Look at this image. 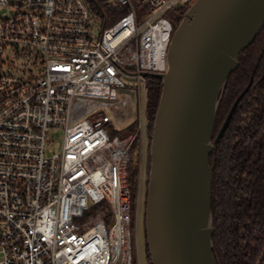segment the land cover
<instances>
[{"label":"built area","instance_id":"obj_1","mask_svg":"<svg viewBox=\"0 0 264 264\" xmlns=\"http://www.w3.org/2000/svg\"><path fill=\"white\" fill-rule=\"evenodd\" d=\"M139 2L141 25L132 0H0V264H140L128 182L147 127L140 73L167 70L166 13L195 1Z\"/></svg>","mask_w":264,"mask_h":264},{"label":"water","instance_id":"obj_2","mask_svg":"<svg viewBox=\"0 0 264 264\" xmlns=\"http://www.w3.org/2000/svg\"><path fill=\"white\" fill-rule=\"evenodd\" d=\"M175 28L149 148L145 231L152 264H216L209 165L219 99L264 26V0H194ZM238 101L224 121L220 139Z\"/></svg>","mask_w":264,"mask_h":264},{"label":"trees","instance_id":"obj_3","mask_svg":"<svg viewBox=\"0 0 264 264\" xmlns=\"http://www.w3.org/2000/svg\"><path fill=\"white\" fill-rule=\"evenodd\" d=\"M190 6L177 11V24ZM238 61L219 99L211 137L213 257L216 264H264V26ZM161 90V79L146 78L149 148ZM147 155L148 181L149 151ZM128 171L129 186H134L138 171L132 162Z\"/></svg>","mask_w":264,"mask_h":264},{"label":"rangeland","instance_id":"obj_4","mask_svg":"<svg viewBox=\"0 0 264 264\" xmlns=\"http://www.w3.org/2000/svg\"><path fill=\"white\" fill-rule=\"evenodd\" d=\"M132 3H134L136 7V11L139 18V24H143L145 20L148 19L149 15L151 14L148 9L143 8V4L139 2V0H132ZM179 13L178 12H168L166 13L167 17L171 18H178ZM117 18L112 19L109 21L107 26H113L114 23L117 21ZM175 33V32H174ZM173 33V35H174ZM147 113V112H146ZM147 124V121H146ZM53 140L57 142V140H60L61 132L56 131L54 134L52 133ZM144 148L142 152V158L141 160L137 155L133 156L132 164L135 166L136 170L138 171L135 185H131V201L134 205V219L132 222V247H133V253L134 255L137 254L138 256V262L140 264H152L147 260V256H149L148 253V247H147V238H146V231H145V208H146V195L148 190V181L147 178H144V170H143V164H145V159L148 157V151H149V144H147V140H145L144 137ZM134 155V154H133ZM147 156V157H146ZM148 163V162H147ZM144 184V185H143ZM138 190V191H137ZM136 191L138 192L137 198H135V204H134V196L136 195ZM97 213L96 209H92L89 213L88 217H85L86 219L83 222H86L89 220L90 216H95ZM135 228V231H134Z\"/></svg>","mask_w":264,"mask_h":264},{"label":"flooded vegetation","instance_id":"obj_5","mask_svg":"<svg viewBox=\"0 0 264 264\" xmlns=\"http://www.w3.org/2000/svg\"><path fill=\"white\" fill-rule=\"evenodd\" d=\"M148 127V124H147ZM147 127H146V136H145V140H147ZM147 144H148V140H147ZM147 157V156H146ZM147 162H148V157L145 159V164H143V170H144V178H147ZM144 185V184H143Z\"/></svg>","mask_w":264,"mask_h":264},{"label":"bare ground","instance_id":"obj_6","mask_svg":"<svg viewBox=\"0 0 264 264\" xmlns=\"http://www.w3.org/2000/svg\"><path fill=\"white\" fill-rule=\"evenodd\" d=\"M133 241V240H132Z\"/></svg>","mask_w":264,"mask_h":264}]
</instances>
